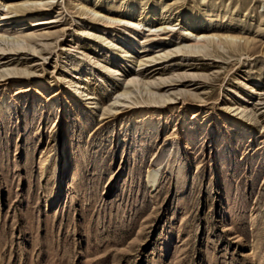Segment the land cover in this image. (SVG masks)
<instances>
[{
    "label": "rangeland",
    "instance_id": "rangeland-1",
    "mask_svg": "<svg viewBox=\"0 0 264 264\" xmlns=\"http://www.w3.org/2000/svg\"><path fill=\"white\" fill-rule=\"evenodd\" d=\"M73 1L10 9L4 29L37 38L34 51L0 54V72L20 74L0 78V264H264V0ZM127 1L169 12L141 27L152 57L180 42L170 34L187 20L184 40L207 30L239 38L140 69L134 61L119 79L83 73L87 55L109 61L97 44L76 43L78 32L140 43L75 4L119 14ZM38 18L44 25L30 28ZM67 56L81 99L62 83ZM136 75L152 100L142 93L111 113Z\"/></svg>",
    "mask_w": 264,
    "mask_h": 264
},
{
    "label": "bare ground",
    "instance_id": "bare-ground-1",
    "mask_svg": "<svg viewBox=\"0 0 264 264\" xmlns=\"http://www.w3.org/2000/svg\"><path fill=\"white\" fill-rule=\"evenodd\" d=\"M42 1L43 0H31V1L0 0V8H4L7 10V12L0 14L1 15L0 54L10 53V54L17 55V53H20L21 51H25V50L26 52L34 51L31 40L35 36L31 32L29 34L20 32L19 35H11V34H8L6 31H4V29L10 26V23H11L10 21L12 20V18H10V15H12L16 11V10L14 11L10 9H15L16 7H24V6L28 7L30 4L33 6L36 4H40ZM69 1L70 3H74L73 0H69ZM75 6L77 8L79 7L80 15L85 17L86 19H89L92 22L98 23L101 26H104L105 29H107L108 31H112V32H113V29L121 26L124 30L122 31L125 33V35L132 37L133 39L139 36V39L138 40L135 39V40L138 41V43H140V47L132 46L130 44L118 45V44L112 43V40H110L109 37H102V36H98L95 34H88V33H85L84 31L78 32L75 36L76 43H80L81 41H83V39L86 38L87 40L97 44L98 51L105 53L104 61H109L108 65H106L105 62H97V61L95 62L92 59V57L90 58V56L88 57L87 55L85 56L83 65L80 67V69L83 70V73L91 72L93 70H96V71L102 70V72H104L108 77L119 79L122 73V71H120L119 69L120 68L125 69L126 67L132 65L134 61L136 62L135 68L140 69V68L149 66L153 63L165 62L169 58H171L173 55L184 53L185 51H187V54H196L199 52V50L207 48L211 43H214V44L216 43V45H219L220 44L219 37L224 38V40L231 45H233L239 38L235 35H232V33L231 34L228 33L226 35L224 34L220 35L219 33H216L213 30L210 31L206 29L207 31L205 32H198L197 34L193 35L192 37L194 38V40L192 41L184 40L183 39L184 37L190 35L189 30L191 26L194 25L190 23V20H187L186 22L182 23V25L180 26V29L176 33L170 34V37H173L176 41L180 40V42H176V44L172 48L167 49L166 53H162L160 55L158 54V56L152 57V56L144 54L145 53L144 43H145L146 37L141 27L148 26L149 25L148 23L150 22V20L155 19L160 15L166 16L169 12L166 11L165 8L157 6L154 9H151V8L147 9L146 8L147 6H143L142 8L138 9L137 7H135V5L132 2L127 1L126 3L122 5L121 12L119 14L117 13L115 14V13H109V11H100L98 9H95L93 5H87V4L85 5V4L79 3V4H75ZM30 10H31V7H28V10L25 11L24 13L30 12ZM135 14L138 15V18H139L138 21L133 20ZM180 14H181V10H179L177 12V15L175 16L177 18L176 21H179ZM171 16H172V13L169 14L168 17H171ZM41 20L42 19L40 18L31 20L30 28L44 25ZM15 21H16L15 25L20 26L23 23V18L16 19ZM199 21H201V19H198L197 22ZM135 53L139 54L137 58L134 57ZM65 63H67L65 66V70L66 69L67 70L64 72L65 74L62 77V83L66 86L67 89H69L72 92V94L77 99H81L84 94V90L80 85L75 84V82L72 80V77H71V72L72 71L76 72L78 71V69L72 68L73 64H72V58L70 56H67V59L64 62V64ZM18 73L19 72L14 69H3V71L0 72V78H6L8 76H15ZM20 73L24 74L23 71ZM141 81L142 80L139 79L138 75H136L135 77L126 78L123 82L124 89L121 92H119L114 97L112 103L109 104L110 105L108 108L109 111L112 113L113 111L116 110V107L118 105H123V106L125 104L128 105L127 103H130L132 100H134L132 99V97L142 94V93H145L148 96L146 100L147 99L152 100L149 94L150 92L146 90L147 88L144 86L145 84H143ZM143 87H145L146 89L144 90ZM57 93L58 91H54L51 97L58 96ZM234 97H238V95L235 94ZM91 100H92L91 104L94 106V108H96L95 107L97 106L96 99L91 98ZM160 101L162 103H166L167 101H169V99L166 97L165 98L160 97ZM239 114L241 116L246 115L244 111H240ZM50 134H52V132H50ZM171 151L168 152L166 155L164 154L163 158L161 157L162 159H160L157 164L158 168H160V166L165 160H174L173 158H174L175 153L173 154ZM50 155H52L51 152L48 153L47 158H50ZM158 174H159L158 170L153 169L152 167H149L146 171V175H145L146 186L152 192H155L156 189L158 188V180H159Z\"/></svg>",
    "mask_w": 264,
    "mask_h": 264
}]
</instances>
